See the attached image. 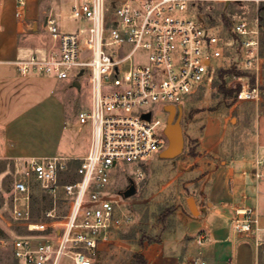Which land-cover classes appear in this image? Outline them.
Here are the masks:
<instances>
[{"label":"built area","instance_id":"2783aa9c","mask_svg":"<svg viewBox=\"0 0 264 264\" xmlns=\"http://www.w3.org/2000/svg\"><path fill=\"white\" fill-rule=\"evenodd\" d=\"M191 2L74 0L72 15L79 26L73 32L63 31L55 14L46 17L49 53L17 61V72L79 84L86 76L93 103L91 110L79 113L78 122L91 127L92 142L74 180L65 179L68 163L57 156L31 158L17 171L10 211L27 235L11 243L13 264H94L100 246L130 221L121 213L119 197L110 192L112 170L120 161L161 153L167 138L158 113L212 90L217 71L227 68L226 39L196 19L180 16ZM261 34L259 18H239L231 27L237 44L231 67L245 73L236 78L241 86L237 102L262 100ZM256 178H264V170ZM32 183L50 198L47 221L34 219ZM234 212L237 232L249 235L258 224L255 211L238 207ZM205 241L201 235L197 242ZM183 264L207 263L195 258Z\"/></svg>","mask_w":264,"mask_h":264},{"label":"crops","instance_id":"0c3cea01","mask_svg":"<svg viewBox=\"0 0 264 264\" xmlns=\"http://www.w3.org/2000/svg\"><path fill=\"white\" fill-rule=\"evenodd\" d=\"M73 4L74 0H25L20 7L18 0H0V162L11 167L12 188L26 160L56 156L46 152L53 119L66 130L59 138L63 140L61 158L69 166L66 180L77 178L75 169L91 147L92 134L81 137L88 125L79 124L78 116L73 117V105L53 97L52 82L58 80L39 74L20 75L15 65L32 55L45 57L49 53L52 41L45 30V20L50 13L56 15L63 31L77 29L78 26L64 29L66 22L76 21ZM40 34H45L46 39L42 40ZM261 92L260 102H264V85ZM260 102H254L256 111L251 119L240 116L234 149L224 145L225 123L208 117L193 155L195 177L189 183L200 190V197H193L199 215L180 220L175 240L148 243L142 239L139 254L146 264H183L195 258L207 264H264V178H256V173L264 170V112L260 111L264 107L259 106ZM34 201L33 191L32 208ZM238 207H250L258 217L256 228L247 236L235 228L234 210ZM201 235L206 237L203 245L197 242ZM258 243L263 245L259 247ZM109 245L110 241L102 244L98 252H106Z\"/></svg>","mask_w":264,"mask_h":264},{"label":"rangeland","instance_id":"374dc122","mask_svg":"<svg viewBox=\"0 0 264 264\" xmlns=\"http://www.w3.org/2000/svg\"><path fill=\"white\" fill-rule=\"evenodd\" d=\"M51 1L56 3L60 0ZM180 16L196 19L226 39L228 45L224 64L227 70L233 69L231 64L237 55V44L231 35L233 22L239 18H259L262 31L261 54L264 55V2L256 4L255 0H192L188 11ZM77 26L79 25L76 21L69 20L64 24V29L72 30ZM40 38L44 40L46 35L40 34ZM236 78L224 75L216 80L212 90H203L185 99L181 118L184 150L180 156L165 160L155 154L140 161H120L112 170L110 192L119 197V201L123 203L121 213L130 217V221L112 233L109 249L101 254L97 252L93 259L94 264H135L134 255L141 253L142 239H146L145 242L148 243L151 240L176 239L174 234L180 220L185 216H192L187 200L194 196L200 197L199 188L189 183L195 177L192 171L193 155L197 153L199 139L203 136L208 117H216L225 123L227 139L224 140V145L234 149L237 126L241 123L240 116L244 114L251 119L255 114L254 102L238 103L234 95L220 92L223 83L227 89L239 85ZM52 91L53 97L62 98L73 105V117H77L79 112L91 110L92 87L86 76L81 78L79 85L72 80L53 81ZM261 105L264 107V102H260L259 106ZM260 111L264 112V109ZM167 116L164 111L158 113V117L165 122V127ZM85 127L87 132H81L82 138L92 134L91 127ZM64 132L66 130L63 126L53 119L50 145L46 149L48 154H55L57 157L63 155L60 152L63 140L59 138ZM131 182L136 186V193L125 198L123 192L129 189ZM12 184L11 167L0 162V264L13 263L11 243L16 238L27 235L25 228L13 219L10 211ZM32 186L35 196L34 218L39 222L47 221L45 213L49 208L44 207L43 194L38 185L32 183Z\"/></svg>","mask_w":264,"mask_h":264},{"label":"water","instance_id":"95a60500","mask_svg":"<svg viewBox=\"0 0 264 264\" xmlns=\"http://www.w3.org/2000/svg\"><path fill=\"white\" fill-rule=\"evenodd\" d=\"M76 84L79 85V82H76ZM165 111L168 115L164 130L165 136L167 138V146L163 151H161L159 155L162 159L172 160L180 156L184 150V136L181 126L183 106H167ZM147 118H149V115ZM135 193L136 186L133 182H131L129 189L123 192V196L125 198H130L135 195ZM187 204L192 215H199V210L197 209L195 200L193 198L188 199Z\"/></svg>","mask_w":264,"mask_h":264},{"label":"trees","instance_id":"16d2710c","mask_svg":"<svg viewBox=\"0 0 264 264\" xmlns=\"http://www.w3.org/2000/svg\"><path fill=\"white\" fill-rule=\"evenodd\" d=\"M245 73L238 71L236 69H231V70H227V69H220L217 71V80L219 78H223L224 75H230V76H234V77H242L244 76ZM240 84L236 85V87L232 88V89H227L225 83H223L220 87V92L225 94V95H234L235 99H236V94L238 93V91L240 90ZM42 200H44V207L47 208H51V204L49 202V199L47 197V195H43ZM144 240V239H143ZM142 242V241H141ZM134 259H135V264H146V261L144 259V257L140 254H135L134 255Z\"/></svg>","mask_w":264,"mask_h":264}]
</instances>
